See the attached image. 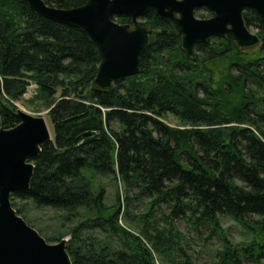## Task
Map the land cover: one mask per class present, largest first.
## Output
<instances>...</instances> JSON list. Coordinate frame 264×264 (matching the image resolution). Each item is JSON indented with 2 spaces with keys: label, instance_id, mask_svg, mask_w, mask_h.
Returning <instances> with one entry per match:
<instances>
[{
  "label": "trees",
  "instance_id": "obj_1",
  "mask_svg": "<svg viewBox=\"0 0 264 264\" xmlns=\"http://www.w3.org/2000/svg\"><path fill=\"white\" fill-rule=\"evenodd\" d=\"M44 1L59 9L86 3ZM201 9L202 18L213 16ZM243 15L257 30L261 56L236 59L219 85L208 64L238 52L234 38L211 37L188 54L175 26L151 9L140 18L151 34L141 71L102 89L95 84L101 57L83 29L0 0V97H22L33 80L53 129L33 160L30 188L13 193L12 205L25 220L17 200L73 224L66 233L73 264H157L154 251L173 264H195L178 219L219 237L216 264H264V20L251 9ZM60 77L69 84L57 100ZM168 115L179 124L167 123ZM18 123L12 118L6 128ZM99 176L125 185L112 206L105 186L95 184ZM134 199L146 208L134 211ZM223 217L238 221L251 241L233 243ZM89 229L109 236L94 238Z\"/></svg>",
  "mask_w": 264,
  "mask_h": 264
},
{
  "label": "water",
  "instance_id": "obj_2",
  "mask_svg": "<svg viewBox=\"0 0 264 264\" xmlns=\"http://www.w3.org/2000/svg\"><path fill=\"white\" fill-rule=\"evenodd\" d=\"M35 11L60 23L83 29L98 48L101 63L95 84L102 89L113 81L137 75L141 57L151 41L150 30L139 19L154 10L172 23L182 37V47L192 54L194 46L211 37L231 35L241 48L260 43L246 25L244 11L251 9L264 20V0H86L80 7L59 9L44 0H20ZM207 7L209 18H199L196 10ZM126 15L130 24L113 18ZM0 264H73L68 240L50 244L13 207L11 197L30 188L35 164L43 146L53 140L47 119L18 109L14 114L0 105ZM17 118L11 128L5 124Z\"/></svg>",
  "mask_w": 264,
  "mask_h": 264
},
{
  "label": "rangeland",
  "instance_id": "obj_3",
  "mask_svg": "<svg viewBox=\"0 0 264 264\" xmlns=\"http://www.w3.org/2000/svg\"><path fill=\"white\" fill-rule=\"evenodd\" d=\"M204 13L203 9L196 10V16L202 18L201 14ZM142 19H139V22L142 24ZM131 27H134L133 22L129 23ZM251 31L257 34V30L251 28ZM239 51L231 54L223 59L215 60L208 64L210 71L212 72L213 83L215 86L219 85V83L226 76L231 63L236 61V59L247 60L250 58H255L261 56V44H256L250 47H239ZM62 87L58 86V93L55 98L58 100L62 98L63 90H66V87L69 84V79L61 78ZM36 84L33 80H31L30 84ZM29 84V85H30ZM28 85V86H29ZM27 86V87H28ZM37 88L35 89V93L32 96H25V93L20 98H13L9 95H3V98L0 97V105L7 108L11 111L12 114L17 112L18 109H21L25 112H28L34 116H43L47 119L49 126L53 129L48 117L49 109L45 104L44 96L40 94ZM1 95V94H0ZM166 122L171 125H178L179 122L172 115H168L166 118ZM7 124V123H6ZM5 124V127H6ZM3 125V118L0 115V127ZM96 186L103 185L106 188V198L105 201L107 205L112 206V204L116 201V188L117 186L120 189L121 193H125V185L119 183L118 180H114L112 177H97ZM134 190L130 191V195H134ZM15 203L24 210V216L27 218V222L31 224L36 230L40 232V234L49 242L50 244H56L62 239L68 240L67 245L71 242V235L66 234L69 229H71V223H67L65 225L62 224L61 219L57 217L51 210H36L33 208L30 202H20L19 200L15 201ZM131 207L134 211L144 210L146 208V200L145 199H134L132 201ZM124 222V221H123ZM125 223V222H124ZM223 227L225 230V234L228 235V238L236 244L248 243L252 239V234L247 232L245 228L241 226L238 221L234 220L231 217H223L222 218ZM135 225V223H132ZM177 226L181 232L185 234L187 237L188 252L190 253L192 260L195 264H216V251L221 247L220 239L217 235H212L209 237V228L206 226H200L199 229L196 228L195 224L186 221L185 219H178ZM87 233L92 237H98L100 239L108 238L109 234L100 231V230H87ZM59 237V240L50 241L48 240V236L53 235H63ZM120 241V239H118ZM118 244V243H117ZM120 245H118L119 247ZM190 247V248H189ZM154 258L157 264H173V261L165 260V257L158 254L154 251ZM178 260V259H177ZM264 263V262H263ZM248 264H259L255 261H250Z\"/></svg>",
  "mask_w": 264,
  "mask_h": 264
},
{
  "label": "built area",
  "instance_id": "obj_4",
  "mask_svg": "<svg viewBox=\"0 0 264 264\" xmlns=\"http://www.w3.org/2000/svg\"><path fill=\"white\" fill-rule=\"evenodd\" d=\"M37 88V84H30L25 92V96H32L35 93V89Z\"/></svg>",
  "mask_w": 264,
  "mask_h": 264
}]
</instances>
